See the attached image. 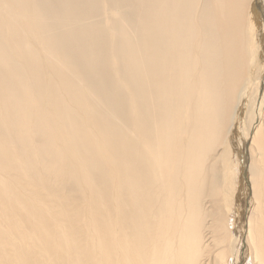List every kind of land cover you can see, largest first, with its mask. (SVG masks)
Here are the masks:
<instances>
[{
	"label": "bare ground",
	"instance_id": "1",
	"mask_svg": "<svg viewBox=\"0 0 264 264\" xmlns=\"http://www.w3.org/2000/svg\"><path fill=\"white\" fill-rule=\"evenodd\" d=\"M240 243L264 264V0H0V264H231Z\"/></svg>",
	"mask_w": 264,
	"mask_h": 264
},
{
	"label": "rangeland",
	"instance_id": "2",
	"mask_svg": "<svg viewBox=\"0 0 264 264\" xmlns=\"http://www.w3.org/2000/svg\"><path fill=\"white\" fill-rule=\"evenodd\" d=\"M248 24L250 25V22H248ZM252 26L253 27H251V28H254L255 24ZM241 128H242L241 130H243V127H241ZM232 133L230 132L229 137H228V140H229L228 144H229V147L231 150V154H230L231 158L230 159L234 161V159L236 157H238L237 158V160L239 159L238 160V165H239L238 170L240 172L238 173L239 176L237 175L238 177H236V179L234 177H232L230 180L231 186H230V189L228 191V193H229L228 195L230 196L229 197L230 199L227 202L222 200L221 204L223 205L222 206L223 208H227V209L232 208L233 209L232 212L235 213V215L233 216L234 217V219H233L234 224L233 225H234L235 229H237V234L239 235L241 225H245L247 222V218H248L247 215L249 214V211H248L249 204L251 205L250 184H249V181L246 179V172H245L246 167L241 165L242 164L241 162L243 160H245V162H246V160L249 159V149H247V147H246L247 145H245V144H247V141H248V140L246 141V137H244L246 134L242 135V132H240L238 134H233V136H232ZM232 137L236 138V140L233 139ZM240 137L242 140L240 139ZM239 140H241V142H240L241 145L238 144V142H237ZM243 147H245V148H243ZM244 149H246V150H244ZM235 161H236V159H235ZM245 162H244V164H245ZM230 174H231V176H233V172H230L228 175H230ZM225 204H227V205H225ZM235 251H236V254L239 256V259L232 257L231 264H247V261L244 262L245 258H243V244H241V243L238 244V246L235 248Z\"/></svg>",
	"mask_w": 264,
	"mask_h": 264
}]
</instances>
